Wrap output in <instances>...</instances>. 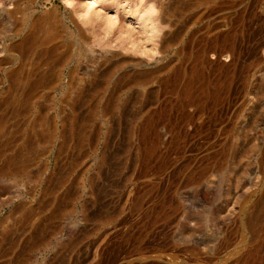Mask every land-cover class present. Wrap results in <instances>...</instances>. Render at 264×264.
<instances>
[{
    "label": "rangeland",
    "instance_id": "374dc122",
    "mask_svg": "<svg viewBox=\"0 0 264 264\" xmlns=\"http://www.w3.org/2000/svg\"><path fill=\"white\" fill-rule=\"evenodd\" d=\"M206 26L238 29L206 59L214 85L233 74L217 140L258 147L264 124L242 133L264 112V0H0V264H207L180 97ZM249 156L231 183L257 178Z\"/></svg>",
    "mask_w": 264,
    "mask_h": 264
},
{
    "label": "bare ground",
    "instance_id": "6f19581e",
    "mask_svg": "<svg viewBox=\"0 0 264 264\" xmlns=\"http://www.w3.org/2000/svg\"><path fill=\"white\" fill-rule=\"evenodd\" d=\"M244 20V15L238 13L236 27L242 26ZM236 27L235 30L232 27L231 32H227L228 34H218L209 38L204 32H209L211 28L206 26L202 34L192 36V41L198 44L194 57L196 74L192 79L186 81L180 95L183 102L181 110L184 118H188L184 110L188 97L194 105V114L197 116L195 134L198 143L193 174L198 206L196 255L200 261H203L205 254L207 264H264V139L260 140V144H257L260 146L247 145L238 152L235 151L232 142L227 141L222 145L217 140L222 129V120L225 117L219 113L229 103L233 74L226 73L227 75H225V79L221 80L220 85H214L206 72L207 55L213 50L216 52V49L213 48L215 44L222 41L230 47H228L229 49L224 48V50L232 51L234 49L236 43L234 41L237 38L236 31L238 30ZM199 32L201 33L202 30ZM222 46L224 45L222 44ZM150 79V75L130 76L124 85L143 86ZM262 92L264 93V85L258 94L262 95ZM260 94H256L257 98ZM262 110L259 109V112L254 114L255 117L253 116L245 126L242 133L244 141L249 140L250 142L253 135L255 136V133L257 134L259 129H262L261 126L264 124ZM203 116L204 120H202ZM254 152L258 153L259 160L255 159V156L253 157L259 163L256 162V165L258 164V175L255 172L257 178L253 176L256 179L252 180L249 178L251 175L248 176L249 173L244 168L249 165L247 164L248 156ZM246 161L248 162L246 163ZM234 165H241L244 168L236 173L237 175L231 183L230 175L234 170ZM219 198L222 199V204L217 210H214L213 202Z\"/></svg>",
    "mask_w": 264,
    "mask_h": 264
}]
</instances>
